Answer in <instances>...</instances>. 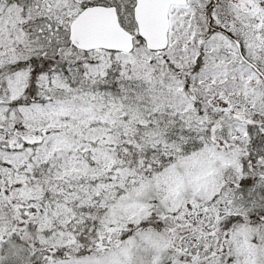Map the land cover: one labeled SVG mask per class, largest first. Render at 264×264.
I'll use <instances>...</instances> for the list:
<instances>
[{"label":"snow or ice","instance_id":"snow-or-ice-1","mask_svg":"<svg viewBox=\"0 0 264 264\" xmlns=\"http://www.w3.org/2000/svg\"><path fill=\"white\" fill-rule=\"evenodd\" d=\"M0 264H264V0H0Z\"/></svg>","mask_w":264,"mask_h":264}]
</instances>
